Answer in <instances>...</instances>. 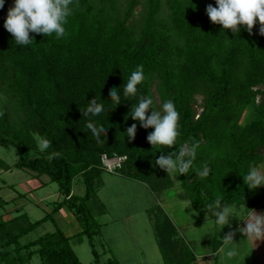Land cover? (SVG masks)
<instances>
[{
    "label": "trees",
    "instance_id": "obj_1",
    "mask_svg": "<svg viewBox=\"0 0 264 264\" xmlns=\"http://www.w3.org/2000/svg\"><path fill=\"white\" fill-rule=\"evenodd\" d=\"M105 1L107 6L97 8L93 0H78L65 25L66 37H45L30 30L34 38L30 45H17L4 28L13 0H5L0 9V93L6 96L0 105L5 113L0 117V145L13 147L17 155L11 166L0 159V168L27 169L37 178L46 175L62 196L37 220L25 212L0 220V264H31L34 254L37 264H82L71 241L83 237L93 264H119L111 256L102 259L107 250L99 251L94 243L102 225L97 216L105 212L95 186L104 171L101 154L127 156L117 172L155 193L174 186L171 174L154 164L161 150L146 139L154 129L140 127L131 116L124 118L140 95L151 97L158 110L153 83L160 106L171 100L180 114L177 145L164 146V154L178 152L185 143L200 144L192 168L179 174L182 197L210 216L213 211L207 205L218 195L222 205L251 208L260 203L258 188L249 190L242 178L251 167L264 163V36L259 34V22L251 35L241 25L233 34L207 15L206 6L215 7L216 0H145L136 31L127 22L139 0H127L122 18L117 0ZM138 65H143L145 80L137 86V96L126 99L123 86ZM114 87L121 96L116 106L109 97ZM197 96L202 97L201 111L195 117ZM93 98L105 108L91 117L108 128L104 144H97L86 129L89 118L80 111ZM150 114L151 107L146 115ZM133 123L136 136L129 141L126 129ZM34 134L48 138L52 147L40 152ZM52 151L62 155L49 160ZM205 165L210 172L201 177ZM77 176L84 185L82 195L72 193ZM61 207L73 214L79 232L66 236L55 225L53 231L20 241L45 221H53ZM152 225L163 258L158 264L194 263V253L183 251L178 242L182 238L167 215L155 213Z\"/></svg>",
    "mask_w": 264,
    "mask_h": 264
},
{
    "label": "rangeland",
    "instance_id": "obj_2",
    "mask_svg": "<svg viewBox=\"0 0 264 264\" xmlns=\"http://www.w3.org/2000/svg\"><path fill=\"white\" fill-rule=\"evenodd\" d=\"M93 2L97 8L108 4L105 0H93ZM126 2L127 0H117L116 2L121 18ZM144 2L145 0H139L134 9V15L127 22L136 31L144 13ZM162 14H166L165 8H163ZM152 92L158 110H160V99L155 89V83L152 84ZM5 98L6 96L0 93V105L4 103ZM201 99V96H197V103L194 106L196 109L195 117L201 111L199 107ZM7 104L11 106V103ZM250 111L249 108L246 110V116ZM13 116L16 119L17 114L14 110H12V118ZM0 159L11 166L17 160L15 149L0 145ZM256 167L264 168V163L258 164ZM30 176L31 172L27 169H17L15 167H11L8 170L1 169L0 198L9 200L25 193L22 184L25 183L27 185ZM171 177L173 178L174 186L161 193H155L145 183L126 177L117 171L113 173L103 171L100 174L95 186L97 188V196L103 203L105 212L103 215L97 216L98 220L103 223L101 225V233L95 237L94 243L99 251L107 250L106 255L101 256L102 259L111 256L116 258L119 264L162 263L163 258L152 228L153 216L155 213L161 212L167 215L174 223L178 236L182 238L181 240L178 239V242L182 243L183 251L193 252L197 257V261L193 264H208V258H211V264H264V243L263 245L257 244L258 240L252 241L240 232H236L233 238L239 253L237 257L232 260H226L221 249L218 253L212 254L216 244L219 241L222 242V238L230 230L229 226L225 225L219 229V226L214 223L216 219L214 215L210 216L208 212L199 213L192 204L188 207L190 202L182 197L183 191L180 187L179 174H171ZM44 178L46 177L42 179ZM38 193L47 197L48 201H52L56 195L55 193H57V185L56 183H47ZM72 193L77 195L84 193V185L80 176L75 177L73 180ZM17 199L19 204L25 205L24 210L28 212L29 219L35 220L41 218V216L43 217L44 212L28 199L23 196H18ZM12 202L0 203V220L6 219L7 213L18 205V203ZM222 206H231L234 209L237 217H229L231 229L233 230L236 229L237 225H240L239 222H242L246 217L250 208L236 203H227ZM256 210L258 211V209ZM62 212L67 214L69 221L74 220L67 208L64 207ZM56 224L61 226L63 223L57 221ZM68 224L70 223L68 222ZM54 229V223L48 220L23 236L20 241L22 243L27 242L44 232L53 231ZM72 232L73 230H71ZM80 239L82 240L80 241ZM80 239L71 241L75 253L82 264H93V256L86 237ZM30 262L31 264H37L38 255L34 254Z\"/></svg>",
    "mask_w": 264,
    "mask_h": 264
},
{
    "label": "clouds",
    "instance_id": "obj_3",
    "mask_svg": "<svg viewBox=\"0 0 264 264\" xmlns=\"http://www.w3.org/2000/svg\"><path fill=\"white\" fill-rule=\"evenodd\" d=\"M5 0H0V9L4 7ZM73 5H78V0H13V5L8 9L4 20V28L12 34L17 45H30L33 43V37L29 31L42 34L43 36H52L55 34L57 39L66 37L68 32L65 25L68 24V18L73 13ZM206 13L212 23L220 24L224 29H230L233 34L240 31L238 25L244 26L248 33L252 34L253 25L259 22V34L264 36V0H216V6L208 4ZM145 80L143 65H138L123 86V97L129 99L136 97L138 85ZM118 88H112L109 91V97L115 106L121 103V96ZM151 107V114L146 115ZM82 116L89 118L86 123V129L90 130L92 137L97 144H104L107 140L108 128L103 125H97L91 121V117L99 116L105 111L102 104L95 98L88 101L86 109L81 110ZM4 111L0 109V117L4 116ZM131 116L132 120L139 121L140 127L147 129L152 127L154 131L148 133L146 139L152 148L160 149L161 154L155 160L154 164L167 174L186 175L193 166L196 158L197 149L200 147L199 141L185 143L179 147V151H172L164 154L163 148L167 146L172 148L177 145V139L180 136L179 118L180 114L173 101H165L160 110L154 107V100L149 96L140 95L138 103L131 105L129 113L125 115V120ZM137 124L133 123L126 129L129 141H133L136 136ZM103 137V138H102ZM37 148L40 152H45L52 147V142L39 134H34ZM62 154L58 151H52L47 157L49 160L59 158ZM127 156L120 157L119 162L109 164L110 171L122 167ZM210 169L205 165L202 171H199L201 177H206ZM244 184L249 190H254L258 186L264 185V171L258 167H251L243 177ZM203 195V194H202ZM222 196H217L213 203L207 205V210H212L216 217L214 223L221 229L228 225L229 231L222 238L226 260H232L238 256V249L233 238L236 232L244 234L252 241L264 240V213L257 214L255 210H250L245 220L246 226L237 225L236 229H231L229 217L236 216L231 206H222ZM191 206L188 205V207ZM237 217V216H236Z\"/></svg>",
    "mask_w": 264,
    "mask_h": 264
},
{
    "label": "crops",
    "instance_id": "obj_4",
    "mask_svg": "<svg viewBox=\"0 0 264 264\" xmlns=\"http://www.w3.org/2000/svg\"><path fill=\"white\" fill-rule=\"evenodd\" d=\"M2 169V168H1ZM1 169H0V173H1ZM262 171H264V168L263 167H261L260 168ZM109 173V172H108ZM43 177H46V178H44V179H42ZM30 180L28 181L29 183L27 184V185H25V183L24 184H22V186L24 187V191H25V193H22V194H19L18 196H23L24 198H26V199H28L31 203H33L37 208L39 207L43 212H44V215L46 214V213H49L51 210H52V208H53V205L56 203V202H58V201H60L61 200V198H62V196L59 194V192H58V189H57V193H55L56 195H55V197H54V199L52 200V201H48V199H47V197H45V196H43L42 194H39L38 193V191L40 190V189H42V188H44V186L47 184V183H54V182H49V180H48V177L46 176V175H42V176H40L39 178H37V177H34L33 175H32V173H31V176H30V178H29ZM37 182V183H36ZM36 183V184H35ZM32 186V187H31ZM258 188V191H259V193H260V198H261V200H260V203L259 204H257L256 206H254V207H251V208H249L248 209V212H247V214H246V217L244 218V219H246L247 218V216H248V213H249V211L250 210H255V211H257L256 209H258V211H261V212H256L257 214H259V213H263L264 212V185H261V186H258L257 187ZM18 196L17 197H15V198H12V199H9V200H4V199H1L2 200V203L3 204H6V203H8L9 201H13L12 203H15V204H17L19 201H18ZM1 197V196H0ZM1 203V204H2ZM24 206L25 205H23L22 203H18V205H16L12 210H14V211H9L8 213H7V215H6V219H9V218H11V217H13V216H15V215H17V214H20V213H23V212H25L26 214H27V216L29 217V214H28V212L26 211V210H24ZM64 207H61L58 211H56L54 214H53V223H54V225H57L56 223H57V221H60V222H62L63 224L61 225V226H59V225H57V226H59L60 228H61V230L63 231V233L66 235V236H72L73 234H75V233H77V232H79L80 230H81V228H80V226H79V224L77 223V221L75 220V218H74V216H73V214L72 213H70V214H72V215H70L74 220H71V221H69L68 219V216H67V214L66 213H64V212H62V209H63ZM66 208V207H65ZM11 214H14V215H11ZM104 214V213H103ZM103 214H101V215H103ZM43 215V216H44ZM101 215H98V216H101ZM42 217V216H41ZM6 219H1V220H6ZM39 219V218H38ZM66 219V220H65ZM243 219V218H242ZM31 220V219H30ZM35 220H37V219H35ZM57 220V221H56ZM65 220V221H64ZM48 221V220H47ZM46 222V221H45ZM68 222L70 223V224H68ZM73 222V224H71ZM103 223V222H102ZM240 223V225L239 226H241V227H244V226H246V222H245V220H242V222H239ZM77 224V225H76ZM242 224V225H241ZM71 230H73V232L71 233ZM263 243H264V240H258V243L257 244H262L263 245ZM222 246H223V244H222V242H218L217 244H216V247H215V249L214 250H212V254H215V253H218L219 251H220V249L222 248ZM210 256H211V254H210ZM207 259V258H206ZM211 259V258H210ZM209 258L207 259V260H209L207 263L209 264H211L212 263V260H210ZM197 261V257L195 256V260H194V262H196Z\"/></svg>",
    "mask_w": 264,
    "mask_h": 264
},
{
    "label": "built area",
    "instance_id": "obj_5",
    "mask_svg": "<svg viewBox=\"0 0 264 264\" xmlns=\"http://www.w3.org/2000/svg\"><path fill=\"white\" fill-rule=\"evenodd\" d=\"M120 157H122V156L114 155V156L109 157L105 153L101 154V156H100L101 164H102V167L104 168V171L109 172V173H113V172H116L119 168H121V167L116 168L114 171H110L108 168L109 164H115V163L119 162Z\"/></svg>",
    "mask_w": 264,
    "mask_h": 264
}]
</instances>
